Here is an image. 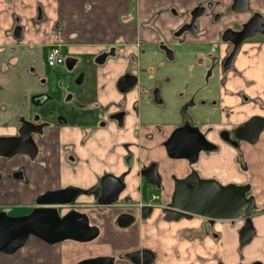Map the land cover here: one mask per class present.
Wrapping results in <instances>:
<instances>
[{
	"label": "crops",
	"instance_id": "1",
	"mask_svg": "<svg viewBox=\"0 0 264 264\" xmlns=\"http://www.w3.org/2000/svg\"><path fill=\"white\" fill-rule=\"evenodd\" d=\"M167 1L172 3L164 4ZM196 1L186 0L181 6L174 0H0V135L15 133L21 119L33 112L34 95L46 90L45 80L51 81V76L48 77L45 55L48 46L57 41V35L67 45V55L117 48L118 57L97 68V103L107 107L125 100L131 111L123 130L111 123L107 129H97L84 139L82 128L59 126L41 141L37 139L44 155L38 161L31 163L19 157L1 165L4 180L0 184V210L8 214L9 209L31 207L49 189L100 187L106 174L121 178L125 188L116 203L100 209L95 206L93 196L78 198L79 210L98 229L92 241L48 244L31 237L15 254H0V264H78L99 257H111L114 264H133L125 255L138 250L154 254L150 264H264V132L254 144L242 142L239 151L221 143L216 134L229 123L245 124L253 117L264 118V46H245L236 62L240 75L230 73L224 85L220 84L222 76L216 75L212 79L216 90L208 96L206 104L201 105V99L197 98L192 105L194 122L203 132L208 126L214 127L208 138L220 145L218 152L202 154L196 169L204 179L213 178L222 185H251L257 206L252 214L255 229L252 241L245 246L240 244L243 219L210 223L193 216L171 221L162 215V209H154L150 217L139 221L140 208H132L147 204L144 197L148 200L155 192L147 188L140 175L148 162L158 164L163 185L160 196H168L170 202L175 188L171 175L182 178L188 167L184 160L166 157L162 136L143 141L144 150L138 148L134 136L138 121L134 104L138 103V94L122 96L116 82L124 74L130 57L136 56L143 65L149 55L145 53L147 47L152 49L159 39L173 41L171 32L179 21L170 17L168 10L177 4L181 11L187 12ZM40 6L43 18L38 17ZM19 25L23 32L21 38H16L14 31ZM139 41L143 44L138 47ZM217 88L221 89L220 94ZM225 90H242L249 100L243 101ZM164 98L166 114L175 119L163 121L168 135L178 124V113L185 102L175 90L166 91ZM136 109L141 111L140 118L145 124L155 126L163 120L158 118L162 109L149 101ZM205 114L210 122L202 116ZM62 146L73 149L74 162L65 158ZM129 156H133L132 162H127ZM18 168H24L23 181L10 177ZM125 213L134 215L135 221L121 228L117 220Z\"/></svg>",
	"mask_w": 264,
	"mask_h": 264
},
{
	"label": "flooded vegetation",
	"instance_id": "2",
	"mask_svg": "<svg viewBox=\"0 0 264 264\" xmlns=\"http://www.w3.org/2000/svg\"><path fill=\"white\" fill-rule=\"evenodd\" d=\"M168 12L170 17L179 21L177 27L171 32L173 41L168 42L165 39H159L152 49L147 47L145 53H149V55L143 65L139 63L136 56L130 57L124 74L116 82V89L124 97L133 92L138 94V103L136 102L134 104L136 116H138V121L134 127V136L138 140V148L144 150L145 146L143 141H152L157 135L162 136L164 139L162 146L165 148L166 157L171 160H184L187 162L188 172L182 178L187 177L193 171H197L200 177L203 178L201 173L196 169V163L202 154L218 152L220 145L208 138L209 133L214 130V127L208 126L206 132H203L201 126L194 122V116L196 114L193 111L192 105H195L197 98L201 99V105L206 104L208 96L216 90V88L212 87V79L216 75L222 76L220 80L221 85L226 84L227 77L230 73H233L235 76L240 75L236 67V62L245 46L257 48L264 46V0H198L187 12L180 11L175 6L171 7ZM43 16L44 10L40 6L38 9V17L43 18ZM19 28L20 35H22L23 28L19 25L15 27V36ZM56 39L57 41L48 46L45 55L48 77L51 76V81L49 82L44 79L46 82V90L34 95L32 99L33 112L28 118L24 117L21 119L20 125L15 133L0 135L18 136L23 119L31 122L35 126H42L38 129L39 132L33 134V139L38 148L37 155L34 159H30V157L24 154H17L11 158L0 157V184L4 180V168L1 166L3 163L13 162L19 157H25L31 163H35L41 156H44L37 139L39 138V141H41L47 133L55 132L59 126L73 128L78 126L82 128L85 133L84 139L92 136L97 129H107L111 123L115 124L118 130L126 128L127 118L131 114V111L127 108L125 100L107 107L97 103V68L104 66L109 59H116L118 57L117 48L110 46L93 54L67 55V45L62 41L60 35H57ZM142 44L143 41H139L137 46L139 47ZM54 47L60 49L61 55L64 58L61 65H64V67L48 64L47 56ZM159 55L161 58H159ZM67 59H69V64L66 63ZM69 67L72 68L69 69ZM56 68H65L69 72L75 71L78 68L70 87H66L63 82L55 81L56 78L51 73ZM173 75L176 81L174 83H172ZM124 78H127V80L125 81ZM122 79H124L123 84L126 82L125 87L128 89L125 92L119 88V83ZM169 89L175 90V94L183 99L185 103L182 109L179 110L178 124L166 135L163 121L175 120L166 114V101L164 97L166 91H169ZM217 90L218 94H220L221 89L217 88ZM224 92L229 95H237L246 102L249 100V97L242 90L237 92L225 90ZM148 101L152 105L162 109V115L158 118L163 120L158 125L150 126L145 124L140 118L141 111L136 109L139 105H145V102ZM53 102L55 103V107L49 106L50 108H48V105ZM111 107H114V110ZM34 109L37 111H34ZM38 110H44L45 115L40 114ZM56 111L59 115H56ZM202 116L205 118L209 117L206 114ZM245 124L229 123L227 127L224 125V127L216 132L219 141L239 151L240 144L245 141L236 137V131ZM186 126L198 128L206 140L215 145V148L212 150L201 151L197 160L194 162L187 159H173L168 155L166 149V142L171 135L177 129ZM263 132L264 127L261 133ZM234 142L237 143L236 146L233 144ZM126 148H129L128 144H126ZM61 149L65 158L74 162L75 154L73 149H68L63 146ZM132 159L133 156H129L127 162H132ZM153 163L156 162L150 161L144 165L140 171V175L143 170L147 169ZM24 173V168H18L10 173V177L16 181H23L25 179ZM175 177L178 178L175 174L171 175L174 183ZM142 178L147 182L143 176ZM145 185L147 188L155 189V192L151 196L160 195L163 191L162 178L160 189L148 182ZM65 190L76 191V198L73 203L49 205L57 208L60 216L67 215L70 210L84 214L79 210L80 205L77 203L81 195L93 196L96 201L95 206L99 209L106 207L100 206L97 203L102 186L90 189L68 186L53 190L49 189L43 192L35 199V203L27 208L28 212L24 215H28L35 208L42 206L38 204V199L41 196ZM250 195L251 190L248 193V196ZM154 203L156 202L145 205L151 206L154 210ZM143 206L140 207V210ZM167 206L168 204L162 208V215L165 218V209ZM31 237L43 241L38 237ZM66 240L73 239H65L62 241Z\"/></svg>",
	"mask_w": 264,
	"mask_h": 264
},
{
	"label": "water",
	"instance_id": "3",
	"mask_svg": "<svg viewBox=\"0 0 264 264\" xmlns=\"http://www.w3.org/2000/svg\"><path fill=\"white\" fill-rule=\"evenodd\" d=\"M19 31L20 28L16 34L17 38L21 37ZM66 63L69 64V59ZM124 79L127 80V78ZM124 79L119 83V88L123 92L128 90L125 87L126 82L123 84ZM41 127L23 119L18 136H0V157L11 158L17 154H24L34 159L38 148L33 134L39 132L38 129ZM263 127L264 119L254 117L236 131V137L254 144L258 141ZM233 144L237 145L236 142ZM214 148L215 145L207 141L198 128L191 126L177 129L166 142V149L171 158L187 159L192 162L197 160L201 151ZM141 175L148 183L155 185L158 189L161 188V177L156 163L143 170ZM101 186L102 191L97 199L100 206L116 203L125 188L123 180L113 175L103 177ZM250 190V184L222 185L216 179L201 178L197 171H193L185 178L175 177L171 202L165 209L166 219L172 221L200 216L214 223L217 220L234 222L242 218L244 225L240 230V244L245 246L255 235L252 213L257 206L255 197L248 196ZM75 195L76 191L73 190L45 194L38 199V204L42 206L35 208L28 215L10 216L7 212L1 211L0 254H15L25 246L31 236L38 237L48 244H55L65 239L78 242H89L95 239L98 229L90 225L85 214L70 210L67 215L60 216L57 208L49 206L71 204L75 201ZM152 212L151 206L144 205L140 210V216L145 220ZM134 221V215L125 213L119 216L117 223L119 227L126 228ZM125 257L133 264H150L154 260V254L149 250L133 251L127 253ZM78 264H114V260L111 257H99L87 259Z\"/></svg>",
	"mask_w": 264,
	"mask_h": 264
},
{
	"label": "rangeland",
	"instance_id": "4",
	"mask_svg": "<svg viewBox=\"0 0 264 264\" xmlns=\"http://www.w3.org/2000/svg\"><path fill=\"white\" fill-rule=\"evenodd\" d=\"M176 1V3H178V5L183 6L184 3L186 2V0H174ZM193 1V0H191ZM172 2H165L164 4H171ZM177 4L175 5V7L179 8V10L181 11L180 7ZM66 56V55H65ZM67 57V56H66ZM64 67V65H61ZM59 67V66H58ZM78 71V68L75 69V71L69 72L68 70H66L65 68H56L54 71H52V75L54 76V78H56V82L60 81L63 82L65 84L66 87H70L72 80L74 79V76L76 75V72ZM58 84V83H57ZM174 85V84H172ZM171 85V86H172ZM176 86V85H175ZM173 88V86H172ZM172 89H169V91H171ZM51 107H55V103H50V105H48V108ZM57 107V105H56ZM45 110V109H44ZM44 110H38V112L40 114H44L45 115V111ZM34 111H37L36 109H34ZM56 115H59L58 112H55ZM211 119L208 118V121L210 122ZM156 196V195H155ZM158 196V195H157ZM145 202H147V204H152L153 201V196L150 197V199H146V197H144ZM147 200V201H146ZM156 203H154V207L155 209H159L161 210L166 203L170 202V200H168V196L166 197H161L160 195L157 198V201H155ZM143 204H136L134 205L132 208L133 209H137L140 208ZM1 212V210H0ZM10 216H21L26 214V212H28V209H23L21 207H18L17 209H9L8 210ZM143 220L142 218L139 219V221ZM143 245V243H141V246Z\"/></svg>",
	"mask_w": 264,
	"mask_h": 264
},
{
	"label": "built area",
	"instance_id": "5",
	"mask_svg": "<svg viewBox=\"0 0 264 264\" xmlns=\"http://www.w3.org/2000/svg\"><path fill=\"white\" fill-rule=\"evenodd\" d=\"M64 61L63 56L61 55L60 49L57 47L52 48L47 56V62L51 66L61 65ZM159 196V195H158ZM158 196H153V201H157ZM155 204H153L154 206Z\"/></svg>",
	"mask_w": 264,
	"mask_h": 264
},
{
	"label": "trees",
	"instance_id": "6",
	"mask_svg": "<svg viewBox=\"0 0 264 264\" xmlns=\"http://www.w3.org/2000/svg\"><path fill=\"white\" fill-rule=\"evenodd\" d=\"M145 183H147V182H145Z\"/></svg>",
	"mask_w": 264,
	"mask_h": 264
}]
</instances>
